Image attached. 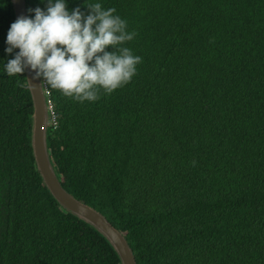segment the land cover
<instances>
[{
	"label": "trees",
	"instance_id": "trees-1",
	"mask_svg": "<svg viewBox=\"0 0 264 264\" xmlns=\"http://www.w3.org/2000/svg\"><path fill=\"white\" fill-rule=\"evenodd\" d=\"M86 3L116 9L142 62L95 102L46 84L65 189L126 236L137 264H264V0H66ZM13 22L0 0V264H120L43 184L25 73L4 70Z\"/></svg>",
	"mask_w": 264,
	"mask_h": 264
},
{
	"label": "clouds",
	"instance_id": "clouds-1",
	"mask_svg": "<svg viewBox=\"0 0 264 264\" xmlns=\"http://www.w3.org/2000/svg\"><path fill=\"white\" fill-rule=\"evenodd\" d=\"M85 6L88 14L79 7L70 12L66 0H48L46 11L29 9L34 19L18 17L7 35V53L19 49L5 64L7 75L31 70L33 79L81 103L95 102L101 92L111 95L130 83L142 58L125 45L136 33L127 31V21L114 7ZM17 86H23L19 80Z\"/></svg>",
	"mask_w": 264,
	"mask_h": 264
},
{
	"label": "water",
	"instance_id": "water-1",
	"mask_svg": "<svg viewBox=\"0 0 264 264\" xmlns=\"http://www.w3.org/2000/svg\"><path fill=\"white\" fill-rule=\"evenodd\" d=\"M11 2L15 21L20 16L29 17L27 0H11ZM25 76L33 101L31 144L43 184L62 210L93 227L110 243L119 257L120 264H137L135 253L126 236L114 227L101 212L79 201L63 186L53 164L48 144V130L51 124L44 83L33 79L34 73L31 70H26Z\"/></svg>",
	"mask_w": 264,
	"mask_h": 264
},
{
	"label": "built area",
	"instance_id": "built-area-1",
	"mask_svg": "<svg viewBox=\"0 0 264 264\" xmlns=\"http://www.w3.org/2000/svg\"><path fill=\"white\" fill-rule=\"evenodd\" d=\"M44 87H45V94L48 97L50 124H51L52 127H56L57 126V120H56L53 104H52L51 100L49 99L50 92L47 89L46 83H44Z\"/></svg>",
	"mask_w": 264,
	"mask_h": 264
}]
</instances>
